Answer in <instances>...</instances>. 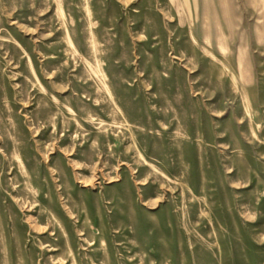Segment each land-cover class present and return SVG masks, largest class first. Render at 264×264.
Masks as SVG:
<instances>
[{
    "label": "rangeland",
    "instance_id": "374dc122",
    "mask_svg": "<svg viewBox=\"0 0 264 264\" xmlns=\"http://www.w3.org/2000/svg\"><path fill=\"white\" fill-rule=\"evenodd\" d=\"M0 264H264V0H0Z\"/></svg>",
    "mask_w": 264,
    "mask_h": 264
},
{
    "label": "bare ground",
    "instance_id": "6f19581e",
    "mask_svg": "<svg viewBox=\"0 0 264 264\" xmlns=\"http://www.w3.org/2000/svg\"><path fill=\"white\" fill-rule=\"evenodd\" d=\"M12 144H13V143H12ZM13 148H14V147H13ZM150 166H151V165H150ZM21 168H22V167H21ZM21 168H20V169H21ZM24 170H25V169H24ZM22 175H23V174H22ZM24 176H25V175H24ZM101 176H102V175H101ZM119 178H120V177H119ZM24 180H25V179H24ZM25 181H26V180H25Z\"/></svg>",
    "mask_w": 264,
    "mask_h": 264
}]
</instances>
